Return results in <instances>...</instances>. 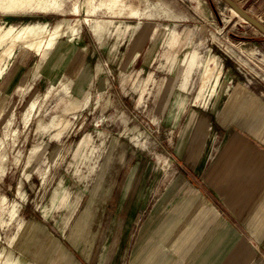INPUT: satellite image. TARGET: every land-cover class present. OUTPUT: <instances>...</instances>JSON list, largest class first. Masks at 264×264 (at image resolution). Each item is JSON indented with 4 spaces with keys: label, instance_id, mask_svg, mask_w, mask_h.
<instances>
[{
    "label": "rangeland",
    "instance_id": "rangeland-1",
    "mask_svg": "<svg viewBox=\"0 0 264 264\" xmlns=\"http://www.w3.org/2000/svg\"><path fill=\"white\" fill-rule=\"evenodd\" d=\"M41 1L47 10L34 0L0 11V25L53 27L86 17L71 10L91 4ZM94 1L98 6L102 0ZM234 2L264 25V0ZM91 17L107 28L100 36L83 22L72 46L94 41L99 48L104 36L121 43L118 50L89 51L92 62L100 53L105 70L86 97L82 84L60 74L34 84L41 58L21 46L0 77V264H26L24 223L55 237L57 246L48 249L54 256L61 249L70 253L73 264H101L102 256L104 264H150L155 243L178 239L179 219L196 199L202 161L210 169L243 146L256 161L264 155V35L224 0H120L115 10L96 8ZM138 43L142 52L127 65ZM9 45L1 44L0 52ZM140 162L141 199L126 228L131 204L121 210L117 194L125 173ZM60 186L78 200L65 225L67 210L51 209ZM39 247L46 246L36 240L24 251L37 259ZM159 253L162 264H178L177 252ZM46 258L41 254V261Z\"/></svg>",
    "mask_w": 264,
    "mask_h": 264
},
{
    "label": "crops",
    "instance_id": "crops-1",
    "mask_svg": "<svg viewBox=\"0 0 264 264\" xmlns=\"http://www.w3.org/2000/svg\"><path fill=\"white\" fill-rule=\"evenodd\" d=\"M91 28L97 35L101 36L103 33H97L92 26ZM79 29L76 37L79 35ZM94 43V41L85 45L74 43L73 46L70 44L63 48L57 44L55 48L58 50L54 51V48L50 52L38 55L41 59H38L39 68L34 74V84L39 77L60 74L70 83L82 84V96L86 97V92L90 93V88L96 82L99 70H105V63L99 58L100 53L97 54L98 59L92 62L89 59V51L93 48L99 49L100 52L106 49L118 50V43L121 41L104 36L98 41L101 43L99 48ZM134 47L139 50L130 63L138 60L143 49L141 43ZM34 71L33 68L29 69L26 75L33 74ZM58 82L59 79L53 86ZM145 94L147 96L149 92ZM35 108L36 101H33L30 115ZM241 148L236 150L233 156L224 155L218 158L210 169H206L207 167L203 169L205 163L201 162L200 169L196 171L200 180V185L195 188L196 199L194 204H190L191 209L184 210L179 219V237L170 243L172 236L169 241L165 236L159 243H155L152 248L153 254H150V264H162L163 256H160L159 252L164 248L177 252L178 264H264V155L256 161L249 147ZM253 162L256 165L251 169L250 165ZM138 177L141 182L142 173ZM139 189V185L130 186L117 194L121 210L131 204L130 222H123L126 228H129L141 199L142 193ZM185 207H188L187 204ZM168 243L170 248L167 247ZM104 257L101 259L105 260ZM172 262L175 264V260ZM68 263L73 264L70 253Z\"/></svg>",
    "mask_w": 264,
    "mask_h": 264
},
{
    "label": "bare ground",
    "instance_id": "bare-ground-1",
    "mask_svg": "<svg viewBox=\"0 0 264 264\" xmlns=\"http://www.w3.org/2000/svg\"><path fill=\"white\" fill-rule=\"evenodd\" d=\"M32 1H34V0H0V11L12 12V11H15L17 9H23V8L27 7L28 5H30L32 3ZM118 2H120V0H102L99 3V5L96 6L95 1L91 0V4L88 7H82L80 4L77 3L75 8H73L71 10V13L75 14V15H80L81 13H84L86 15V17L80 18V19L77 18V20L74 22L62 20V21H59L58 23H56L53 27H51L49 25V23H47V22L25 24L22 26L10 25V26L5 27L3 25H0V45L5 43V42H9V44H10L7 47V49L0 52V56H2L0 59V77L3 78L7 69H9L11 67V65L13 64V62L15 60L14 56H15L16 50L19 46H21L20 51L27 49L36 55H42L46 51L53 50L57 46L59 40L62 37L68 38L65 46H69L73 42V40L76 38V35L78 33V29L83 22L91 25L97 33L104 32V30L107 28L105 21H103L101 19L92 18L91 16L93 14H95L96 8L106 7L108 9H111V7H112L115 10L117 8ZM46 3L47 2H45V1L38 0L37 6L41 10H47L46 9V6H47ZM51 3L56 5L57 0H52ZM114 5H115V8L113 7ZM120 10H121V12L123 11L122 8ZM232 10L238 16L237 12L234 9H232ZM129 13L133 16L139 15V13L137 11H134V10H130ZM110 22L112 24L113 21H110ZM138 50H139V48L136 49V47H134V49L131 50V52L128 56L127 63L131 62V60L137 54ZM59 133L61 134V132H59ZM97 133L99 134V132H97ZM104 142H106V141L104 140ZM83 144H84V142H83ZM81 147H82V145H81ZM88 151H89V149H88ZM1 168L2 167H0V169ZM140 173H141V163H138L137 165L132 167L129 170V172L125 173V179L123 180L122 184L120 185L119 191L122 190L123 188L139 185L140 178L138 176H140ZM86 178H87V176H86ZM73 196H75V195H73ZM77 198H78V195H77ZM77 203H78V200H75V201L72 200L71 192L68 189L60 186V188L57 189V191L55 192V194L52 197L51 209H52V211L54 209H65V210H67V212L64 215H62V223L65 225L71 216V212H73L75 210ZM1 204H2V201L0 203V209H1ZM65 210H64V212H65ZM25 226L26 225L24 223L22 225V229H25V231L27 232V237H26L25 244H23V247H22L23 252L21 253V258L23 257L24 261L25 260L27 261L26 264H33L35 261H37V262H35V264H69L68 263V255L63 249L60 250V252L57 256L53 255L54 250L48 249L49 245H51V244H53L54 247L57 246L58 241L56 240L55 237H53L51 234H49L47 237V235H45L44 232L40 228H36V227H34V228H27L26 227L25 228ZM77 226H78V229L80 230L83 226V223L82 222L78 223ZM36 240L41 241V243L45 244V246H46V247H44L45 248L44 251H41L42 250L41 247L36 249L37 253L39 254L40 257H41V254L46 253L47 258H46L45 262L41 261L40 257L37 259H35V258L33 259L32 255H28L24 251V249L27 248L31 242L36 241ZM79 241H80V239H79ZM79 241H77V242H79ZM104 261H105L104 259H101L100 263L103 264Z\"/></svg>",
    "mask_w": 264,
    "mask_h": 264
},
{
    "label": "water",
    "instance_id": "water-1",
    "mask_svg": "<svg viewBox=\"0 0 264 264\" xmlns=\"http://www.w3.org/2000/svg\"><path fill=\"white\" fill-rule=\"evenodd\" d=\"M232 9H234L239 16H241L245 21L249 22L253 26H255L258 30L262 32L264 35V25L258 21L256 18L251 16L248 12L238 6L234 0H224Z\"/></svg>",
    "mask_w": 264,
    "mask_h": 264
}]
</instances>
